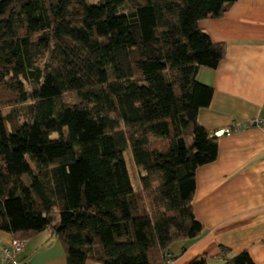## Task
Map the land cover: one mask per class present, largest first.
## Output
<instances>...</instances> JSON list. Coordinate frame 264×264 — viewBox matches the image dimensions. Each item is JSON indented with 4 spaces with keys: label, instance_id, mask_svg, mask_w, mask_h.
<instances>
[{
    "label": "trees",
    "instance_id": "16d2710c",
    "mask_svg": "<svg viewBox=\"0 0 264 264\" xmlns=\"http://www.w3.org/2000/svg\"><path fill=\"white\" fill-rule=\"evenodd\" d=\"M235 1L0 0V231L48 230L67 264H166L199 238L195 171L218 143L197 120L213 94L197 73L226 46L198 22Z\"/></svg>",
    "mask_w": 264,
    "mask_h": 264
},
{
    "label": "crops",
    "instance_id": "0c3cea01",
    "mask_svg": "<svg viewBox=\"0 0 264 264\" xmlns=\"http://www.w3.org/2000/svg\"><path fill=\"white\" fill-rule=\"evenodd\" d=\"M214 44L226 46L225 58L214 69L200 68L199 82L213 94L197 120L214 136L235 124L251 125L231 135L216 136V159L195 171L192 209L203 226L194 240L173 243L169 264H189L205 257L207 264H223L228 256L246 251L254 264H264V0H236L217 19L198 22ZM13 237L0 231V264H67L56 235L45 230L23 241L13 259ZM85 264H100L87 261Z\"/></svg>",
    "mask_w": 264,
    "mask_h": 264
},
{
    "label": "built area",
    "instance_id": "2783aa9c",
    "mask_svg": "<svg viewBox=\"0 0 264 264\" xmlns=\"http://www.w3.org/2000/svg\"><path fill=\"white\" fill-rule=\"evenodd\" d=\"M253 124L255 126H258V127H264V119L255 120L253 122ZM250 125H251V123H249V124H235L232 127L221 131L220 135H227L228 136V135H231L232 133H236V132L242 131L244 129H247ZM22 247H23V241L14 240L12 243V250H9L7 248H3V250H2L3 259L4 260L13 259L15 254L19 253L22 250ZM169 262L170 261H168L166 264H169Z\"/></svg>",
    "mask_w": 264,
    "mask_h": 264
},
{
    "label": "rangeland",
    "instance_id": "374dc122",
    "mask_svg": "<svg viewBox=\"0 0 264 264\" xmlns=\"http://www.w3.org/2000/svg\"><path fill=\"white\" fill-rule=\"evenodd\" d=\"M90 3H95L97 2L98 0H88ZM13 107L9 106V107H4L2 108V112L3 114H6L8 111H10ZM21 114V113H20ZM22 115H20V118L19 120L21 121L22 118H21ZM124 156V160H125V163H126V167H127V170H128V173H129V176L131 178V182L134 185H137V182H138V173H137V170L133 164V160H132V156L130 153L128 152H125L123 154Z\"/></svg>",
    "mask_w": 264,
    "mask_h": 264
},
{
    "label": "water",
    "instance_id": "95a60500",
    "mask_svg": "<svg viewBox=\"0 0 264 264\" xmlns=\"http://www.w3.org/2000/svg\"><path fill=\"white\" fill-rule=\"evenodd\" d=\"M220 133H221V132H220ZM220 133H217V134L215 135V137H216V136H219V135H220Z\"/></svg>",
    "mask_w": 264,
    "mask_h": 264
}]
</instances>
